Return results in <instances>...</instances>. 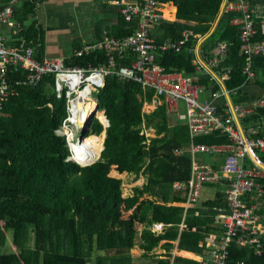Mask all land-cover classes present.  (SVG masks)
Segmentation results:
<instances>
[{
	"label": "trees",
	"instance_id": "1",
	"mask_svg": "<svg viewBox=\"0 0 264 264\" xmlns=\"http://www.w3.org/2000/svg\"><path fill=\"white\" fill-rule=\"evenodd\" d=\"M41 1L23 0L14 7V17L22 28L13 32L11 45L37 47L41 40L30 32L40 28L34 22L27 26L26 22L36 16ZM159 1L173 4L176 19H163L156 25L151 35L157 42L178 39L184 29L207 34L214 20H227L219 17L221 0ZM137 27L136 21L126 22L122 17L116 37L129 36ZM222 40L230 43L223 65L231 70L226 86L238 88L245 81L239 27L226 21L219 23L204 48ZM256 40H264L260 31ZM102 60V56L98 61L89 56L75 65L100 64ZM192 60L185 51H159L157 55V63L167 72L198 75L209 86L207 77L196 71ZM9 76L12 82L24 74L12 71ZM52 80L49 77L37 88L17 89L18 95L10 97L0 110V264H134L131 249L137 245L138 234L139 247L144 252L141 257L149 258L147 264H199L194 257L173 258L171 254L172 242L179 240L177 225L183 209L167 204L184 202L171 188L174 182L189 177L192 160L187 151L191 144L187 125L171 122L164 104L151 114H144V103L152 101L153 91L111 75L106 86L95 92L98 109L106 113L110 126L104 129L98 119L89 120L91 134L85 133L84 137L92 136L84 140L91 149L97 147L96 155L94 160L82 161L73 153L72 159L85 166L80 167L68 159L65 138L56 133L65 115L66 99L57 97ZM240 93L242 96L243 91ZM241 99L245 100V96ZM143 122L147 129L155 131L150 143L142 134ZM102 132L106 136L99 143ZM227 141V134L220 131L194 139L195 143ZM76 149L81 154L85 152L83 147ZM182 149V153H175ZM261 157L264 161V153ZM119 172L136 180L146 177V182L133 189L132 197L124 198L123 182L111 178L126 176ZM214 205H223L220 195L203 203L209 208ZM123 209L127 213L132 209V213L124 217ZM194 211H188L185 223L195 232L182 231L178 249L199 255L197 242L203 239V231L211 230L213 218L212 211L205 210L203 217H194ZM158 222L172 226L156 236L150 227ZM162 242L165 243L161 245ZM159 246L166 253L154 255L153 250ZM230 249L232 259L264 264V252L258 256L251 249L235 245Z\"/></svg>",
	"mask_w": 264,
	"mask_h": 264
},
{
	"label": "built area",
	"instance_id": "2",
	"mask_svg": "<svg viewBox=\"0 0 264 264\" xmlns=\"http://www.w3.org/2000/svg\"><path fill=\"white\" fill-rule=\"evenodd\" d=\"M17 0H8L0 6V24L19 25L12 20L13 4ZM122 17L126 22H137L136 31L126 37H103L94 44L85 45L74 52L71 61L61 58L39 59L35 46L23 48L8 44L6 37L0 33V110L21 88H37L53 78L54 91L57 97L66 99L65 115L56 133L63 135L68 149V133L79 139L76 133L95 112H99L95 92L106 86V80L114 75L120 80L134 81L144 90L153 91L151 102H145L144 114H151L160 105L165 104L167 115L175 117L186 124L191 144L187 151L191 154L189 177L185 181L172 184V192L182 195L184 202L169 203L167 206L183 209L181 221L177 225L180 233L195 232L185 223L188 211L195 209L194 217H203L204 211H212L213 223L209 232H202L203 239L197 242L201 253L197 257L199 264H247L244 259H232L231 249L235 245L251 249L260 256L264 252V126H252L243 132L235 127L233 114L244 116L254 110L264 108V98L257 99L252 107L245 106L243 101L236 105L231 99L240 97V91L256 79L253 60L264 57V40H256L257 22L252 13L251 0H221L219 17L230 16L233 25L239 27L240 54L244 58L242 75L245 78L242 86L229 89L226 81L231 70L224 69L230 43L218 41L207 50L204 48L206 34L182 30L178 39L167 38L157 42L151 35L153 29L163 19L158 0H140L136 3L122 2ZM237 15H232V14ZM187 52L198 73L207 77L209 86L197 76H184L182 73L167 72L157 63L159 51ZM94 56L103 60L100 64L88 62L83 66L75 63L86 57ZM22 72V79L10 81V72ZM212 87H217L213 90ZM208 94L209 99L201 102V95ZM222 100V103L220 102ZM96 102L95 110H88L90 102ZM184 104V113H181ZM104 113V112H103ZM107 119V118H106ZM104 129L110 122L100 123ZM142 134L147 137V128L142 123ZM220 131L227 134L225 143H195L198 136ZM149 138V137H147ZM150 143V139L147 140ZM72 149V148H71ZM73 150V149H72ZM71 152V151H70ZM183 152L176 151V154ZM198 152L219 154L225 157L222 166L212 167L196 161ZM217 186L221 190L213 194L211 201L220 195L223 205L211 208L203 206L201 199L204 186ZM198 206V207H197ZM172 224L154 223L150 230L156 236L163 235ZM204 228V227H203ZM166 252L163 251L162 254ZM174 257L179 255L171 252ZM161 255V254H156Z\"/></svg>",
	"mask_w": 264,
	"mask_h": 264
},
{
	"label": "crops",
	"instance_id": "3",
	"mask_svg": "<svg viewBox=\"0 0 264 264\" xmlns=\"http://www.w3.org/2000/svg\"><path fill=\"white\" fill-rule=\"evenodd\" d=\"M22 1L23 0H17L13 4V7L21 5ZM139 1L140 0H42L36 10V16L30 18L26 22L27 26L34 22L35 27L40 28L39 31L34 32L32 29L30 32L32 36L36 35V37L41 40L37 47L35 46L37 58H61L71 61L74 52L80 50L85 45L99 42L103 37L117 38L116 34L119 31L122 19L121 3H136ZM7 2L8 0H0V6H3ZM251 2L253 17L257 22V30L258 32L260 31V34L264 37V0H251ZM163 7V11L167 17H174L172 20L166 17L165 19L171 21L175 20L176 8L173 4L170 2ZM232 15L237 14L235 13ZM224 18L227 20L217 19L211 23L210 29L204 37L203 44H205V41L212 31L217 28L219 23L226 21L232 24L231 20H229L230 16H225ZM12 20L18 21L19 25L0 24V33L6 37L9 45H11L10 43L14 40L13 32L17 31L16 29L22 28L21 22L16 20L14 14ZM252 63L256 73V79L242 89V96H245V100L241 99V95L238 99L232 98L231 104L233 105H236L238 101H243L245 106L252 107L257 99L261 97L264 98V57H256ZM220 102L222 103V100ZM233 117V123L239 132H243L249 127H252L248 125L251 120L258 121L255 123V126H264V108L254 110L252 113L244 116L233 114ZM212 197L213 194L206 199H202V201L210 200ZM141 231L142 229H140V233ZM178 251L180 250H177V253ZM181 252H184L185 255L193 256L194 259H196L195 256L198 257L200 255L189 254L187 251ZM132 255L135 259L142 256L140 254L139 256L138 254Z\"/></svg>",
	"mask_w": 264,
	"mask_h": 264
},
{
	"label": "rangeland",
	"instance_id": "4",
	"mask_svg": "<svg viewBox=\"0 0 264 264\" xmlns=\"http://www.w3.org/2000/svg\"><path fill=\"white\" fill-rule=\"evenodd\" d=\"M159 1V0H158ZM159 3H160V5H161V10H162V14H163V17H164V19H165V17L166 18H169V17H167L166 15H165V13H164V11H163V6L164 5H166V4H164V3H161L160 1H159ZM175 16V15H174ZM169 19H174V17L173 18H169ZM232 98H235V99H237L235 96H233ZM209 99V95L208 94H202L201 95V102H204L205 100H208ZM165 105V104H164ZM180 106L182 107V110H181V113H184L185 112V110H184V104L183 103H180ZM95 110V109H94ZM94 110L92 111V112H94ZM99 113V114H98ZM103 112L101 111V114H102ZM104 114V116H106V113H103ZM98 115H100V111L98 112H95V114L92 116V118H95V119H98V122L99 123H102L100 120H99V116ZM106 118H107V120L109 121V119H108V117L106 116ZM170 118V120H171V122H173V123H175V124H183V123H181V122H179L175 117H169ZM91 119V118H90ZM89 119V120H90ZM89 120L86 122L87 123V126H85V124L84 125H81L80 127H79V129H78V131L76 132V133H79L80 135L78 136V138L79 139H76V136H74V138H72V137H70V136H68V138H67V141H68V145H69V143L71 144V146H72V148H84V150H85V153H87V151H88V149H91V147L90 146H87L85 143H83L85 140L84 139H86L87 137H89V136H92V135H89V136H85V137H82L81 136V134L83 133V130L84 129H86V134L87 133H89V134H91L90 133V131H88V123H89ZM110 122V121H109ZM258 121L257 120H251L250 122H249V124L248 125H250V126H255V123H257ZM186 125V124H185ZM148 130V134H147V137H149V138H147V140L148 139H151V138H154L156 135H155V131L154 130H152V129H147ZM67 133H68V135H70V133H69V131H67ZM103 133V134H102ZM101 134H102V136H101V138H100V140H99V143L102 141V139H103V136H104V134H106V133H104V132H102ZM69 139H71V140H69ZM83 141V142H82ZM67 145V144H66ZM97 148V147H96ZM96 148L95 149H93V150H95V153H96ZM69 150V149H68ZM71 151V152H70ZM78 152V150L76 149V150H72L71 148H70V150H69V156H68V159L69 160H72V161H74V163L76 164V165H78V166H80L79 164H77L76 163V161L74 160V159H72V155H73V153L75 154V156H77V153ZM83 155V154H82ZM96 155V154H95ZM77 157H80V156H77ZM81 158V157H80ZM94 158L95 157H93L92 159H90V160H85V161H91V160H94ZM82 159V158H81ZM195 159H196V161H200V163H204V164H207V165H209V166H212V167H216V166H222L223 164H224V161H225V158H224V156L223 155H219V154H211V153H208V152H198L196 155H195ZM91 165V164H90ZM86 166H89V165H86ZM80 167H85V166H80ZM119 174L120 175H123V174H125L126 176L123 178V179H120L118 176H115V177H111V178H114V179H117V180H121L122 182H123V187H122V190H123V197L124 198H128V197H132V195H133V189L135 188V187H142L143 186V184L146 182V177H141V178H139V180H136L135 179V177H133V176H129L127 173H120L119 172ZM221 190V188L220 187H217V186H204V188H203V190H202V196H201V199H206L207 197H209V196H211L212 194H214V193H216L217 191H220ZM180 196H182V195H180ZM132 213V209H130V212H124V209H123V215H124V217H128L130 214ZM139 229H140V226H139ZM139 237H140V235L138 234V236H137V239H136V247H134V248H132L131 249V253L132 254H138V256H139V254L140 255H142L144 252L140 249V247H139V243H140V239H139ZM9 243H11V241H9ZM163 243H165V242H162L161 243V245L163 244ZM172 243H174V242H172ZM177 243L178 242H175L174 243V249L171 251V252H174L175 254H177V255H179L178 257H186L185 256V253L184 252H181V251H178V253H177V250H175V246L177 245ZM160 245V246H161ZM158 247V248H156V249H154L153 250V254L155 255V254H162V252L164 251L161 247ZM192 254H194V253H192ZM136 256V255H135ZM190 256V255H189ZM191 257H193V256H191ZM186 259H190V258H186ZM148 261H149V258H144V257H138V258H136L135 259V261H134V264H147L148 263ZM195 261V260H194Z\"/></svg>",
	"mask_w": 264,
	"mask_h": 264
},
{
	"label": "bare ground",
	"instance_id": "5",
	"mask_svg": "<svg viewBox=\"0 0 264 264\" xmlns=\"http://www.w3.org/2000/svg\"><path fill=\"white\" fill-rule=\"evenodd\" d=\"M95 105H96V102L94 101L93 103L92 102H90L89 103V105H88V108H86V109H88V110H91V111H93L94 109H95ZM101 113V112H100ZM99 114V113H98ZM99 116V115H98ZM104 118H106V116H104V114L102 113V115H100V118H99V120L102 122V123H106L107 122V119H104ZM70 133V132H69ZM103 134V133H102ZM104 135H106V134H104ZM68 136H70V137H72V134L70 133V135H68ZM69 140H71V139H69ZM83 142V141H82ZM83 143H85V141L83 142ZM70 144V143H69ZM86 144V143H85ZM87 146H89V145H87ZM74 150H76V148L74 147ZM77 154V156H80L82 159V161H85V160H90V159H92L94 156H95V150H93V149H88V151H87V153H83V155L81 154V153H79V151L76 153ZM76 156V157H77ZM98 160V159H97ZM195 258L196 259H198L197 258V256H195Z\"/></svg>",
	"mask_w": 264,
	"mask_h": 264
},
{
	"label": "water",
	"instance_id": "6",
	"mask_svg": "<svg viewBox=\"0 0 264 264\" xmlns=\"http://www.w3.org/2000/svg\"><path fill=\"white\" fill-rule=\"evenodd\" d=\"M85 126H87V123L85 124ZM85 132H86V129L83 130V133L81 134L82 137L85 135ZM104 136H106V135H104ZM101 150H102V149H101ZM93 163H94V161H93ZM93 163H92V164H93Z\"/></svg>",
	"mask_w": 264,
	"mask_h": 264
},
{
	"label": "clouds",
	"instance_id": "7",
	"mask_svg": "<svg viewBox=\"0 0 264 264\" xmlns=\"http://www.w3.org/2000/svg\"><path fill=\"white\" fill-rule=\"evenodd\" d=\"M84 137V136H83Z\"/></svg>",
	"mask_w": 264,
	"mask_h": 264
}]
</instances>
